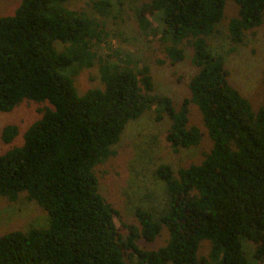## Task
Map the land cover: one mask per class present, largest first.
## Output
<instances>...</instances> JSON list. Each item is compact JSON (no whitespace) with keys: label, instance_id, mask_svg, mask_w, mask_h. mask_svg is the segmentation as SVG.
Returning <instances> with one entry per match:
<instances>
[{"label":"trees","instance_id":"obj_1","mask_svg":"<svg viewBox=\"0 0 264 264\" xmlns=\"http://www.w3.org/2000/svg\"><path fill=\"white\" fill-rule=\"evenodd\" d=\"M65 1L19 0L11 14L0 15V112L42 103L19 144H11L16 124L0 128L8 145L0 152V198L22 196L47 214L45 227L0 234V264H262L264 102L251 109L206 42L224 18L226 0H146L134 8L137 33L157 36L162 57L156 63L173 65L190 49L195 71L177 106L155 90L148 65L128 54L100 53L104 21L64 7ZM229 1L235 5L225 22L231 44L258 26L264 35V0ZM87 5L101 17L111 13L110 0ZM152 13L159 27L151 26ZM110 55L117 61H107ZM94 64L101 87L77 94L74 76ZM191 104L209 149L198 163L174 171L155 167L166 195L163 211L154 218L136 207V223L115 226L118 210L100 193L96 166L115 154L125 125L145 111L155 122L168 121L164 140L172 152L199 144L203 132L188 121ZM162 229V245H137V239L154 241ZM243 240L252 243L249 254ZM203 241L208 249L201 254Z\"/></svg>","mask_w":264,"mask_h":264},{"label":"rangeland","instance_id":"obj_2","mask_svg":"<svg viewBox=\"0 0 264 264\" xmlns=\"http://www.w3.org/2000/svg\"><path fill=\"white\" fill-rule=\"evenodd\" d=\"M144 1L146 0H110L111 13L107 17L93 13L87 5L90 0H67L63 5L103 20L108 35L106 41L101 43L99 52L105 54L116 51L122 58V55L128 54L140 64L148 65L155 90L168 95L177 106L181 97L187 95L185 83L195 71V67L189 62L190 49L183 48V59L173 65L155 62L156 58L162 57L157 36L140 35L134 21V8ZM18 2L19 0H0V15L11 14ZM223 13L224 18L216 25V32L206 36L207 49L222 56L229 84L249 101L251 109L255 111L264 102V89L261 85V71L264 69L263 28L258 26L254 35L244 33L240 42L231 44L226 36L225 22L235 14V5L226 0ZM155 15L157 13H152L148 18L151 26L159 27ZM54 45L60 48V44ZM230 46H233L232 50ZM106 60L115 62L116 59L110 55ZM73 85L77 94H82L87 88H100L96 64L79 70L73 78ZM41 106L42 103L26 101L9 112H0V128L6 123H14L18 127V134L11 144H19L20 133L39 116L37 108ZM188 121L203 132L199 144L172 152L164 140L168 121L163 118L155 122L152 114L145 111L125 125L118 142L113 146L115 154L96 166L100 193L118 210L119 216L113 217L115 226L119 227L120 221L136 223L133 216L136 207L148 210L154 218L163 211L166 195L162 181L154 175L155 167L167 164L174 171L180 166L200 162L203 153L210 147V141L204 134L200 113L193 104L189 106ZM7 147L0 141V152ZM46 223V212L35 203L22 196L14 202L0 198V234L13 229L24 231L30 227L42 228ZM122 233L125 234L124 229ZM165 238L166 233L162 229L154 241L137 239L136 243L140 248L151 249L162 245ZM242 248L249 254L252 243L243 240ZM207 249L208 242L203 241L198 252L204 254Z\"/></svg>","mask_w":264,"mask_h":264}]
</instances>
